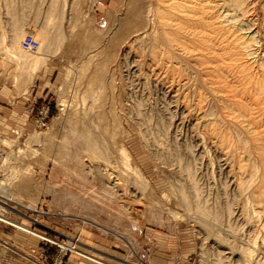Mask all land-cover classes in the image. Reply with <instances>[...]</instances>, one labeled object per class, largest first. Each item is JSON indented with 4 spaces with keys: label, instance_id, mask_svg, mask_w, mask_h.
Here are the masks:
<instances>
[{
    "label": "rangeland",
    "instance_id": "374dc122",
    "mask_svg": "<svg viewBox=\"0 0 264 264\" xmlns=\"http://www.w3.org/2000/svg\"><path fill=\"white\" fill-rule=\"evenodd\" d=\"M51 1L0 0L2 29L10 32L9 27L17 17L20 24L25 23V30L34 28V25L42 27L49 15V5L53 4ZM152 1L153 11L149 14V26L141 31L145 38L140 35L143 37V44L136 31L145 26L147 17L144 16V11ZM258 1L256 12L250 13L251 16L239 15L236 26L231 22L226 23L229 26L234 25L236 31L247 36L248 40L253 35L258 41L261 40L262 45L257 44L258 47L252 43L253 47L249 48L252 50H247V53L246 50L238 53L239 49L234 50L236 48L226 49L224 44L227 39L203 29L199 30L201 34L198 31L195 33L194 29H188V35L183 30L182 51L159 44L165 49L161 50L160 46L154 45V42L161 40L159 38L163 33L160 27H153L154 9L158 0H59L60 9L63 8L65 16L63 15L61 27L60 18L56 14V19L53 17L48 29L50 41L44 48L46 51L43 49L47 61L41 64L32 79L27 78L19 84L14 82V64H10L5 57L2 59L3 54L0 52V102H8V98L5 99L3 95L6 94L12 100L10 106H23L26 103L23 116L25 120L19 125L10 124L6 127L0 121V151L3 155L0 163V191L5 193L0 194V216L31 231L26 233L14 225L0 222V264H246L245 256L238 251V247L246 242L252 244L250 238L253 239L256 233L259 234L261 227L253 218L252 211L242 214L248 203L246 194L240 195L236 191L240 179L237 162L241 158L246 161L251 158L250 161L256 162L257 153L253 149L255 145L264 142V95L261 103L258 100V103L255 102L257 98L252 102L251 95L240 94V82L242 77H248L249 81L253 75L264 84V0ZM139 13L143 17H137L140 16ZM15 14L18 16L15 17ZM182 16L184 18L186 15ZM74 22L77 29L71 34ZM251 25L255 28L249 30ZM184 28L187 27L184 25ZM59 33L65 38L62 46L56 42ZM200 35L206 36H203L205 39ZM185 38L188 39L185 41ZM229 50L233 52L230 51L232 54L227 56L226 51ZM167 57L172 61L168 62ZM6 61L11 67L8 66V71L4 70L7 67ZM52 63L56 68L53 76L48 75ZM247 64H250V72L243 75L241 73H244L242 71ZM217 72L221 77L217 76ZM46 79L48 81L42 82ZM94 79L99 83L96 84ZM91 81L94 82L90 87ZM221 86L228 88L217 90ZM103 91L101 100L97 101L96 98L100 95L98 92ZM220 93H226V96ZM233 93L237 94L235 100L232 98L235 95ZM85 94L89 99L84 106L82 97ZM224 97L231 103H227ZM232 103L233 110L228 108V104ZM239 103L242 107L245 105L244 110L241 106L237 107ZM75 111L79 112L78 116L82 120L85 118L86 126H97L98 129L93 127L95 132L106 137L104 139L114 151L113 160L119 169L116 177L122 178L119 181L120 186H116L117 178L111 179V173H108V177H98L95 180L87 176L83 179L84 187L77 183L78 178L74 174L76 158L78 149L82 150V147L73 142V126L68 121ZM206 111L208 114L212 112L211 117L205 114ZM104 112L107 115L106 120H103ZM43 118L46 120L45 126L40 124ZM212 129L216 132H212ZM245 142H248L247 145ZM121 146L126 147L132 156L134 167H139L149 182L147 190H140L141 185L137 183L139 181L121 167L123 160L116 155ZM245 146L250 149L247 150ZM240 150L244 152L241 154ZM178 163H182V166ZM189 173L191 177H187ZM196 181L198 184H194ZM190 184L196 186L197 193H201H198V197L196 195L197 200L193 198L194 191ZM109 186L114 193H119L112 197L115 202L113 210L107 208L108 202L103 197ZM80 188L87 194L83 193L84 200H92L93 195L99 200L103 197L104 204L84 207L79 199ZM181 188L189 196L188 204L181 198ZM5 195L13 200L7 201ZM204 199L206 201H202ZM194 204L198 208L203 205L201 208L204 210L206 207L208 220L199 214V209ZM126 206L132 211L131 216L126 212ZM228 206L233 210L232 215L228 212ZM250 208L249 206L248 209ZM109 211L114 216H120L122 220L111 218ZM135 217L138 219L136 222ZM248 234L253 238L247 236ZM231 235H234L236 241ZM76 240L77 247L73 250ZM228 241L238 242L233 243L235 248H231ZM59 246L64 247L63 250ZM259 249L251 258L250 264L264 261V245L260 244ZM222 253H226L224 257L227 260H221ZM80 254L92 259H85Z\"/></svg>",
    "mask_w": 264,
    "mask_h": 264
},
{
    "label": "bare ground",
    "instance_id": "6f19581e",
    "mask_svg": "<svg viewBox=\"0 0 264 264\" xmlns=\"http://www.w3.org/2000/svg\"><path fill=\"white\" fill-rule=\"evenodd\" d=\"M58 1L59 0H52L51 2L53 3L52 5L50 4L49 6H51V8L49 9V11H47V12H49V15H48V18L46 19L47 21L45 22V24L44 23H42V24H44V25H42V27H38V26H36V25H34L33 27L34 28H31V27H29V28H27V29H29V31L32 33V34H34V36L36 37V39L39 41V43H40V47H39V49H38V51L37 52H35V53H31V52H28V51H26L24 48H23V45H22V43H23V39H24V36H25V33H26V30L24 29V27H23V23L24 22H22V24H20V20H18V18L19 17H17L18 16V14L16 15L15 14V17H17V18H15L14 20H13V22L11 23V27H9L10 28V32H6V30H4V29H2L3 27H1V25H0V52L3 54V58L2 59H4V57H5V60L7 59V61H9V63L11 64V62L14 64H12L13 66H14V69H15V71H16V73L14 74L15 75V80H14V82L16 81V84H19V82L20 81H23V82H25L24 80H26L27 78H31L32 79V77L35 75V73L37 72V70L40 68V66H41V64H43L44 62H45V60H46V57L44 56V54H43V49L45 48V47H47L48 45H47V43H49V41H50V35H49V27H51V22H52V20H53V17L56 19V14H57V16L60 18V26L62 27V18H63V15H64V12L65 11H63V8L62 9H60V4L58 3ZM10 2V1H9ZM28 2V1H27ZM66 2V1H65ZM68 2V1H67ZM257 2H259L258 0H192V2L191 1H189V0H158V4H157V6L155 7V9H154V22H153V27H154V29H156V28H161L162 30H163V33H162V37L161 38H159V39H161L160 41H159V39H158V43H156V42H154L153 44L155 45V46H162V45H164V44H166V45H168L170 48H176V50L177 49H181V51H182V32H184L183 30H186V33L185 34H187V30L189 29H194L195 30V33H197V31L199 32V30H201V29H203V30H206V31H208V32H210L211 34L212 33H214L217 37H223V39H227V41H225L226 42V44H224L226 47V49H234V48H236V49H234L235 51H237V49H241L240 51L238 50V53L239 52H243V50H246V53H247V50H250L249 48H251V47H253V44L252 43H254L255 45H257V44H260V42H261V40L260 41H258L257 39H255L256 38V36L255 35H253V37H251L250 38V36H252V34L249 36V38H250V40H248L247 39V36H243V35H241L239 32L240 31H236V29L234 28L235 26H236V24L238 23V19L237 18H240V17H238L239 15H241V16H245V15H248V16H251V15H249L250 13H255L256 12V4H257ZM81 3V2H80ZM152 3H153V1L150 3V5L148 6V8H147V10L146 11H144L145 12V17H147V20L144 22V27L143 28H141V29H138L137 31H136V34H138L137 36H139L138 38H139V40H141L142 39V42H143V35H142V33H141V31H145L146 30V28H148V20H149V18H150V15L149 14H151L152 13V11H153V8H152ZM13 4V3H12ZM65 4V3H64ZM27 5H28V3H27ZM39 5H41V4H39ZM45 5V4H44ZM67 5V4H66ZM79 5V4H78ZM41 6H43V5H41ZM41 6H39V7H41ZM63 6V5H62ZM9 7V6H8ZM13 7V6H12ZM23 7V6H22ZM24 7H25V5H24ZM26 7H28V6H26ZM30 7V6H29ZM64 7V6H63ZM66 7V6H65ZM71 7V6H70ZM76 7H77V4H76ZM154 7V6H153ZM5 8V7H4ZM11 8V7H10ZM9 8V9H10ZM15 8H16V5H15ZM14 8V10L16 11V9ZM47 9V8H46ZM72 9V8H71ZM74 9V8H73ZM136 9V8H135ZM263 9H264V7H263ZM7 10V9H6ZM11 10V9H10ZM30 10V9H29ZM34 10V9H33ZM65 10V9H64ZM14 11V12H15ZM76 11H78V8L76 9ZM41 12V11H40ZM67 12V11H66ZM70 12H71V10H70ZM11 13V12H10ZM37 13V12H36ZM74 13H75V11H74ZM73 13V14H74ZM138 13V12H137ZM12 14H14V13H12ZM134 14H136V13H134ZM141 13H139V15H140ZM143 14V13H142ZM182 14L184 15H186L184 18H183V16H182ZM225 14V15H224ZM254 15V14H253ZM61 16V17H60ZM65 16V15H64ZM142 15H140V16H138L137 15V17H141ZM247 16V17H248ZM12 17H13V15H12ZM39 17V15L37 16V18ZM143 17V16H142ZM14 18V17H13ZM30 18V17H29ZM33 18V17H32ZM28 19V18H27ZM29 20V19H28ZM35 20V19H34ZM40 20V19H39ZM76 20V19H75ZM139 19H137V21H138ZM24 21V20H23ZM31 21V20H30ZM41 21V20H40ZM35 22L37 23V21L35 20ZM34 22V23H35ZM44 22V21H43ZM58 22V23H59ZM79 22V21H78ZM229 22H231V23H233L234 25L233 26H229V25H226V23H229ZM250 22V21H249ZM9 23V22H8ZM7 23V24H8ZM55 23V22H54ZM75 23V22H74ZM74 23H73V27L71 28V34H74L75 33V31H76V29H77V24L75 23V25H74ZM145 23H147V24H145ZM230 23V24H231ZM254 23V22H253ZM25 24V23H24ZM57 24V23H56ZM142 24V23H141ZM140 24V25H141ZM251 24H252V22H251ZM33 25V23H31V26ZM139 25V24H138ZM184 25H185V27H187V28H184ZM218 25H220V27H217ZM242 25V24H241ZM28 26V25H27ZM30 26V25H29ZM60 26H58V27H60ZM142 26V25H141ZM245 26V25H244ZM140 27V26H139ZM252 27H254V25H251V26H249V30H251V28ZM6 28V27H5ZM8 28V29H9ZM55 28V27H54ZM136 28H138V26L136 27ZM255 28V27H254ZM60 29V28H59ZM58 29V30H59ZM238 29V28H237ZM255 30V33L257 34H259V32H256V29H254ZM51 31V30H50ZM148 31V30H147ZM245 31V30H244ZM162 31L160 30V33H161ZM242 32H243V30H242ZM245 32H247V31H245ZM249 32V31H248ZM188 33H191V31L190 32H188ZM200 33V32H199ZM205 33V32H204ZM52 34V33H51ZM60 34V33H59ZM155 34V33H154ZM201 34V33H200ZM264 34V33H263ZM262 34V35H263ZM54 35V34H53ZM140 35H142V36H140ZM188 35V34H187ZM198 35V34H197ZM50 36V37H49ZM161 36V35H160ZM201 36V35H200ZM204 36V35H203ZM203 36H201L202 38H203ZM212 36H214V35H212ZM197 37V36H196ZM204 37H206V36H204ZM233 37V38H232ZM137 38V39H138ZM145 38V37H144ZM148 38V37H147ZM150 38V37H149ZM198 38V37H197ZM201 38V40L203 41V39H205V38H203L202 39ZM260 38V37H259ZM57 41L56 42H58V44L59 45H61L63 42H64V37L60 34L57 38ZM154 39V38H153ZM188 39V38H187ZM186 38H185V41L187 40ZM219 39V38H218ZM147 40V39H146ZM154 40H156V39H154ZM153 40V41H154ZM197 40V39H196ZM200 40V39H199ZM208 40V39H207ZM157 41V40H156ZM191 41V40H190ZM222 42H223V40H221ZM150 42V41H149ZM197 42V41H196ZM198 42H200V41H198ZM206 42H208L209 43V41H206ZM221 42V43H222ZM51 43H53V42H51ZM192 43V42H191ZM208 43H206V44H208ZM220 43V42H219ZM236 45V47H233V45L234 44ZM143 44H144V42H143ZM160 44V45H159ZM223 44V43H222ZM47 45V46H46ZM57 45V44H56ZM63 45V44H62ZM61 45V46H62ZM234 45V46H235ZM260 45H262V44H260ZM160 46V47H161ZM184 46V45H183ZM196 46V45H195ZM215 46V45H214ZM222 46V45H221ZM258 46V45H257ZM203 47V46H202ZM206 47V46H205ZM216 47V46H215ZM233 47V48H232ZM259 47V46H258ZM147 48V47H146ZM162 48H164V47H161V50H165V49H162ZM184 48H186V47H184ZM207 48V47H206ZM211 48H213V47H211ZM222 48H224V47H222ZM262 48V47H261ZM160 49V48H159ZM168 49V48H167ZM166 49V50H167ZM45 50V49H44ZM141 50V49H140ZM156 50L158 51V48H156ZM174 50V49H173ZM252 50V49H251ZM250 50V51H251ZM264 50V49H263ZM46 51V50H45ZM143 51V50H142ZM155 51V50H154ZM160 51V50H159ZM170 51V50H169ZM178 51V50H177ZM185 51V50H184ZM230 51H232V50H229V51H226V52H228L227 53V56H228V54L230 55ZM235 51H234V53H235ZM52 52V51H51ZM53 52H54V50H53ZM161 52V51H160ZM170 52H172V51H170ZM225 52V51H224ZM233 52V51H232ZM241 52V53H242ZM45 53V52H44ZM155 53H156V51H155ZM154 53V54H155ZM166 53V52H165ZM185 53V52H184ZM216 53V52H215ZM233 53V54H234ZM240 53V54H241ZM252 53V52H251ZM55 54V53H54ZM154 54H152V55H154ZM162 54V53H161ZM177 54V53H176ZM201 54V53H200ZM225 54V53H224ZM232 54V53H231ZM158 55V54H157ZM160 55V54H159ZM164 55V54H163ZM162 55V56H163ZM168 56H169V54H167ZM174 55V54H173ZM249 55H250V53H249ZM252 55H253V53H252ZM1 56V55H0ZM166 56V55H165ZM212 56V55H211ZM233 56V55H232ZM235 56V55H234ZM251 56V55H250ZM45 57V58H44ZM169 57H171V55L169 56ZM191 57V56H190ZM161 59H162V57H160ZM228 58V57H227ZM251 58H252V56H251ZM48 59V58H47ZM153 59V58H152ZM167 59H168V57H167ZM166 59V60H167ZM171 59H172V57H171ZM170 59V60H171ZM5 60L3 61V62H5ZM150 60V59H149ZM164 60V59H163ZM174 60V59H173ZM196 60V59H195ZM194 60V61H195ZM202 60V59H201ZM242 60V59H241ZM7 61H6V68L4 69V70H9V63L7 64ZM47 61V60H46ZM172 61V60H171ZM171 61H169V59H168V62H171ZM193 61V62H194ZM240 61V60H239ZM164 62V61H163ZM162 63V62H161ZM177 63V62H176ZM2 64V63H1ZM3 64V65H4ZM46 64V63H45ZM164 64H165V62H164ZM238 64V63H237ZM5 65H4V67H5ZM248 65H250V64H247V66ZM9 66V67H8ZM163 66V65H162ZM168 66V65H167ZM186 66V65H185ZM204 66V65H203ZM234 66V65H233ZM246 65H244V70L242 71V72H244V73H241V74H249L248 72H250V71H248V70H250V67L248 66L247 67ZM3 67V68H4ZM247 67V68H246ZM263 67V69L262 70H264V66H262ZM11 68V67H10ZM176 68V67H175ZM191 68V67H190ZM236 68V67H235ZM249 68V69H248ZM261 68V67H260ZM13 69V70H14ZM231 69V68H230ZM3 70V71H4ZM97 70V69H96ZM100 70V69H99ZM98 70V71H99ZM10 71H11V69H10ZM103 71V70H102ZM101 71V72H102ZM197 71V70H196ZM218 71V70H217ZM222 71V70H221ZM104 72V71H103ZM252 72V71H251ZM97 73V72H96ZM99 73H100V71H99ZM98 73V74H99ZM218 74H219V72H217ZM224 73V72H223ZM4 74H5V72H4ZM95 74V73H94ZM212 74H214L213 72H212ZM237 74V73H236ZM242 75V76H243ZM5 76V75H4ZM98 76V75H97ZM200 76V75H199ZM205 76V75H204ZM218 77H221L220 76V74L219 75H217ZM241 76V77H242ZM247 76H249L250 77V75H247ZM14 77V76H13ZM252 77H253V75H252ZM250 77L251 79L248 81V77H242L243 79H241V82H240V84H241V86H242V89H241V91H240V94L242 93V94H246V95H251V98L253 99V101L252 102H254V99H256L255 100V102L258 100V102L259 103H261L263 100H262V97H263V95H264V84L262 85V82H261V80H259L258 79V77L255 79V77ZM264 77V76H263ZM90 78H93V77H90ZM102 79H104V78H102ZM95 80H97V79H94V81ZM211 80V79H210ZM214 80V79H213ZM218 80V79H217ZM243 80V81H242ZM28 81H30V80H28ZM27 81V82H28ZM94 81H91L90 82V87L93 85V82ZM98 81V80H97ZM97 81H95V82H97ZM101 82H102V80H100ZM174 81V80H173ZM203 81V80H202ZM220 81H222V79L220 80ZM101 82H100V84H101ZM188 82V81H187ZM204 82H205V80H204ZM228 82V81H227ZM99 82H97L96 84H98ZM200 83V82H199ZM210 83V82H209ZM222 83V82H221ZM224 83V82H223ZM232 83V82H231ZM239 83V82H238ZM225 84H227V83H225ZM233 84V83H232ZM235 84V83H234ZM102 85V84H101ZM100 85V86H101ZM239 85V84H238ZM248 85V86H247ZM21 86V85H20ZM24 86V85H23ZM209 86V85H208ZM216 86V85H215ZM218 86V85H217ZM227 86H230V85H228L227 84ZM227 86H225V87H227ZM225 87L224 88H222V86L221 87H217V90H225ZM88 88V87H87ZM186 88V87H185ZM228 88V87H227ZM226 88V89H227ZM230 88V87H229ZM241 88V87H240ZM249 89V90H248ZM101 90H103V89H101ZM100 90V91H101ZM190 90V89H189ZM201 90H202V88H201ZM207 90H211V89H208L207 88ZM230 90V89H229ZM233 90V89H232ZM26 91V90H25ZM105 91V90H104ZM104 91L103 92H98V93H100V95L98 96V98H96V99H98L97 101H100L101 100V96H102V94H104ZM237 91L238 90H236V93H237ZM198 92V91H197ZM225 92V91H224ZM232 92V91H231ZM89 93V92H88ZM204 94V93H203ZM210 94V93H209ZM209 94H208V97H209ZM213 94H215V91L213 92ZM223 95L224 93H220V95ZM226 94V93H225ZM224 94V95H225ZM233 94H235V93H233ZM241 94V95H242ZM230 95V94H229ZM236 95V96H235ZM234 96H232V98L234 97V100L235 99H237V98H235V97H237V94H235ZM104 96V95H103ZM204 96H206V95H204ZM203 96V97H204ZM226 96V95H225ZM228 96V95H227ZM231 96V95H230ZM229 96V97H230ZM202 97V98H203ZM212 97V96H211ZM250 97V96H249ZM95 98V97H94ZM200 98V97H199ZM218 98V97H217ZM220 98V97H219ZM225 98V97H224ZM88 99L89 98H87V94H85V95H83V97H82V104L85 106L86 105V103H87V101H88ZM96 99H94V101L96 100ZM229 99V98H228ZM239 99V98H238ZM240 99H243V98H240ZM245 99H246V97H245ZM249 99V98H248ZM230 100V99H229ZM251 100V99H250ZM93 101V102H94ZM96 101V102H97ZM207 101V100H206ZM225 101L227 102V103H231L230 101H228V100H226V98H225ZM232 101V100H231ZM238 101V100H237ZM93 102H91V103H93ZM200 102H202V101H200ZM218 102V101H217ZM222 102V101H221ZM236 102V101H235ZM239 102V101H238ZM241 102V101H240ZM258 102H256V103H258ZM264 102V101H263ZM98 103V102H97ZM203 103V102H202ZM215 103V102H214ZM226 103V104H227ZM245 103V102H244ZM243 103V104H244ZM90 104V103H89ZM206 104V103H205ZM216 104V103H215ZM235 105H236V103H234ZM97 105V104H96ZM142 105V104H141ZM257 106L258 105H260V104H256ZM263 105V104H262ZM200 106V105H199ZM201 106H203V105H201ZM223 106V105H222ZM221 106V107H222ZM241 105H240V103L239 104H237V107H240ZM95 107V106H94ZM138 107V106H137ZM211 107H213V106H211ZM231 107H233L234 108V106H233V103L232 104H228V108L230 109ZM85 108V107H84ZM168 108V107H167ZM233 108H231L232 110H233ZM245 109V105H244V107H242L241 106V109ZM248 108V107H247ZM88 109H90L91 110V108H88ZM96 109V108H95ZM203 109V108H202ZM223 109V108H222ZM221 109V110H222ZM225 109H226V106H225ZM235 109H237L236 107H235ZM234 109V110H235ZM243 109V110H244ZM201 110V109H200ZM210 110V109H209ZM242 110V111H243ZM98 111V110H97ZM240 111V110H239ZM253 111V110H252ZM87 112V110H85V113ZM92 112H94L93 111V108H92ZM101 112V111H100ZM207 112V111H206ZM212 112H215V110L214 111H212ZM212 112H210V114L212 113ZM221 112V111H220ZM205 113V112H204ZM243 113V112H242ZM78 114H79V112L78 111H75V113H73L71 116V118H70V120H68L71 124H72V126H73V142H76V146H78V147H82V150L81 149H78V153L79 154H77V158H76V160H77V167H76V171H75V176H76V178H78L77 179V183H79V184H81L83 187H84V181H83V179L84 178H86L87 176L88 177H90V178H92L93 180H95V178H98V177H104V176H106V177H108L107 175H108V173H111V174H109V176L111 177V179L112 180H114L115 178H117L116 177V175L118 174V168L116 167V163L114 162V160H113V154H114V151L110 148V146L108 145V143L105 141V139L104 138H106V137H104L103 135H100V133H96L95 132V130L93 129V127H94V125L92 126V128L90 127V126H86V122H85V118L82 120L79 116H78ZM93 114V113H92ZM152 114V113H151ZM205 114H208V112L207 113H205ZM204 114V115H205ZM210 114H208L209 116H210ZM217 114H219V113H217ZM229 114V113H228ZM233 114V113H232ZM236 114V113H235ZM241 114V113H240ZM103 120H106V113L104 112L103 114ZM234 115V114H233ZM245 115H247V114H245ZM250 115H251V113H250ZM117 116V115H116ZM214 116H215V113H214ZM228 116V115H227ZM238 116V115H237ZM256 116V115H255ZM211 117V116H210ZM221 117V116H220ZM116 118V117H115ZM148 118V117H147ZM205 118H206V116H205ZM218 118V117H217ZM224 118V117H223ZM238 118V117H237ZM242 118V117H241ZM246 118V117H245ZM236 119V118H235ZM240 119V118H239ZM156 120V119H155ZM219 120V119H218ZM234 120V119H233ZM241 120V119H240ZM93 121V120H92ZM143 121H144V119H143ZM150 121L151 120H149V123H150ZM235 121V120H234ZM246 121V119L244 120V122ZM111 122V121H110ZM144 122H146V121H144ZM93 123V122H92ZM91 123V124H92ZM96 123V122H95ZM164 123V122H163ZM213 123V122H212ZM218 123V122H217ZM94 124V123H93ZM146 124V123H145ZM162 124V123H161ZM167 124V123H166ZM207 124H210L209 122L207 123ZM242 124V123H241ZM253 124V123H252ZM251 124V125H252ZM80 125L82 126V129H80ZM88 125H89V123H88ZM96 125V124H95ZM148 125V124H147ZM158 125V124H157ZM247 125V124H246ZM117 126V125H116ZM171 126V125H170ZM169 126V127H170ZM239 126V125H238ZM250 126V125H249ZM249 126H248V128H249ZM163 127V126H162ZM165 127H167V126H165ZM213 127V126H212ZM211 127V128H212ZM251 127V126H250ZM253 127V126H252ZM94 128H97L98 129V127L97 126H95ZM147 128V127H146ZM210 128V129H211ZM163 129H165V128H163ZM167 130H168V128H166ZM242 129V128H241ZM170 130V129H169ZM207 130H209V129H207ZM213 130H215V129H212V132H213ZM166 131V130H165ZM242 131V130H241ZM254 131V130H253ZM99 132V131H98ZM115 132V131H114ZM170 132V131H169ZM210 132V131H209ZM215 132H216V130H215ZM257 132V131H256ZM255 132V133H256ZM217 133H218V131H217ZM251 133V132H250ZM249 133V134H250ZM169 134V133H168ZM243 134V133H242ZM257 134V133H256ZM203 135V134H202ZM207 135V134H206ZM215 135V134H214ZM220 135V134H219ZM223 136V135H222ZM250 136V135H249ZM256 136V135H255ZM227 137V136H226ZM115 138V137H114ZM241 138V137H240ZM258 138V137H257ZM230 139V138H229ZM244 139V138H243ZM218 140H219V138H218ZM238 140V139H237ZM250 140V139H249ZM257 140V139H256ZM261 140H262V138H261ZM175 141V140H174ZM240 140H238V142H239ZM246 141V140H245ZM248 141V140H247ZM251 141V140H250ZM208 142V141H207ZM216 142V141H215ZM248 143V142H247ZM247 143L245 142V144L247 145ZM110 144V143H109ZM206 144V143H205ZM222 144V143H221ZM241 144H242V142H241ZM243 145H244V141H243ZM213 146V145H212ZM242 146V145H241ZM228 147V146H227ZM239 147V146H238ZM246 147V146H245ZM252 147H253V145H252ZM251 147V148H252ZM263 147H264V142H261V143H259V144H257V146L255 145V147H254V151H255V153H257V158H256V162L257 161H259L258 163H256L255 161H250L251 160V158L250 159H248L247 161L246 160H244V159H239V161L237 162L236 160V162H237V164L239 165V170H240V173L238 174V175H240V179H239V181L237 182V187H238V189L236 190V191H238L239 193H240V195H242V194H246L245 195V198H246V200H247V203H248V205H247V207H244V209H243V212H242V214L244 213V214H248V213H250L251 211H252V214L254 215L253 216V218H255V221H257V222H259V226L261 227V228H259V229H261V231L260 232H258L259 234H257L256 233V235H254V238L253 239H251L250 238V242L252 243V244H249L248 242H246V243H244L243 244V246L242 247H238L239 248V252H241L242 253V255L243 256H245L244 258L246 259V262H245V260H244V262L246 263V264H250L251 263V258L256 254V252L257 251H260V249H259V245L260 244H263L264 245V234H262V233H264V149H263ZM178 148V147H177ZM240 148H242V147H240ZM239 148V149H240ZM244 148V147H243ZM248 147H246V149H247ZM245 149V150H246ZM248 149H250V147L248 148ZM247 149V150H248ZM228 150V149H227ZM167 151V150H166ZM178 151V150H177ZM222 151V150H221ZM231 151V150H230ZM241 151V154L244 152V150H240ZM243 151V152H242ZM118 153H116V151H115V153H116V155H118L119 157H121L122 158V160H123V164L121 165V167L123 166L124 168H125V170H126V172L128 173H130L131 175H134V177H135V179H137L139 182H137L136 180V182L138 183V185L140 186L141 185V189L140 190H142V191H144V190H147L148 188H149V182L145 179V177L142 175V173L140 172V170L137 168V167H134V165H133V159H132V156H130V154L128 153V151H127V149H126V147L125 146H121V147H119V149H118V151H117ZM249 152V151H248ZM251 152H252V150H251ZM169 153V152H168ZM181 153V152H180ZM237 153V152H236ZM207 154V153H206ZM245 154H247V152L245 153ZM252 154V153H251ZM254 154V153H253ZM252 154V155H253ZM176 155V154H175ZM211 155V154H210ZM238 155V154H237ZM117 156V157H118ZM159 156V155H158ZM225 156V155H224ZM241 156V155H240ZM248 156V155H247ZM182 157V156H181ZM238 158H239V156H237ZM255 157V156H254ZM253 157V158H254ZM180 158V157H179ZM237 158V159H238ZM162 159V158H161ZM247 159V158H246ZM258 159V160H257ZM178 160H180V159H178ZM177 160V161H178ZM233 160V159H232ZM1 161V160H0ZM194 161V160H193ZM227 161V160H226ZM248 162L247 164H246V162ZM176 162V161H175ZM179 162H181V161H179ZM183 162V161H182ZM184 162H187V161H184ZM220 162V161H219ZM245 162V163H244ZM177 163V162H176ZM182 164V163H181ZM181 164H179L178 163V165H181ZM190 164V163H189ZM1 165V164H0ZM120 165V164H119ZM174 165V164H173ZM177 165V166H178ZM184 165V164H183ZM228 165V164H227ZM136 166V165H135ZM175 166H176V164H175ZM182 166V165H181ZM186 166H187V163H186ZM191 166V165H190ZM235 166H236V163H235ZM119 167V166H118ZM171 167H173V166H171ZM234 167V166H233ZM236 167V168H237ZM184 168V167H183ZM192 168V167H191ZM184 169H187V168H184ZM184 169H182V170H184ZM190 169V168H189ZM234 169V168H233ZM182 170H180V171H182ZM232 170V169H231ZM120 171H121V169H120ZM124 171V170H123ZM122 171V172H123ZM125 172V173H126ZM188 172H190V171H188ZM195 172V171H194ZM193 172V173H194ZM234 172V171H233ZM184 173H186V172H184ZM231 173V172H230ZM181 174H182V172H181ZM188 173H186V175H187ZM232 174V173H231ZM126 175V174H125ZM195 175V174H194ZM234 175V174H233ZM193 176V175H192ZM119 178H117L116 179V181L117 182H115L116 183V186H118L119 185V181L122 179V178H120V176H118ZM187 177H191L190 176V173H189V175L187 176ZM233 177V176H232ZM239 177V176H238ZM195 178V176H193V180H195L194 179ZM198 178V177H197ZM234 178H235V175H234ZM88 179V178H87ZM130 179V178H129ZM237 179V178H236ZM133 180V179H132ZM188 180H189V178H188ZM228 180V179H227ZM238 180V179H237ZM181 181V180H180ZM190 181V180H189ZM132 183V182H131ZM136 183V184H137ZM190 183V182H189ZM192 183V182H191ZM198 184V182L196 181V182H194V184ZM228 183V182H227ZM232 183V182H231ZM236 183V182H235ZM111 184V183H110ZM120 184H122V182H120ZM125 184V183H124ZM132 184H134V183H132ZM188 184V183H187ZM229 184V183H228ZM112 185H115V184H112ZM191 185V184H190ZM120 186V185H119ZM192 186V185H191ZM228 186V185H227ZM112 187V186H111ZM125 187V186H124ZM134 187H136V186H134ZM187 187H189V186H187ZM186 187V188H187ZM233 187V186H232ZM114 188V187H113ZM119 188V187H118ZM179 188H180V186H179ZM115 189V188H114ZM190 189V188H189ZM192 189H193V191H194V197L193 198H195L196 197V195H197V197H198V193H199V191H198V193H197V188H196V186H192ZM69 190H70V192L71 193H73V190L72 189H70L69 188ZM79 190V192L81 193L80 194V200L82 201V203H83V206L84 207H93L94 205H96V204H104L103 202V200H102V198L104 197L105 199H106V201L108 202V203H106V205H107V208H109L110 210H113L114 209V204H115V202H113L114 200H112V197H115L114 195L117 193H114L113 192V189H111L110 188V186H109V189H107L106 188V194L101 198V200H99V199H97V198H95V196H93V195H91V197H92V200H87V199H83L84 198V196H82L83 195V193L84 194H86V192H85V190L83 189V188H80V189H78ZM119 190V189H118ZM117 190V191H118ZM138 190V189H137ZM202 190V189H201ZM227 190V189H226ZM234 190V189H233ZM116 191V190H115ZM178 191V190H177ZM188 191V190H187ZM5 192V191H4ZM8 192V191H7ZM179 192V191H178ZM190 192H191V190H190ZM237 192V193H238ZM5 194V193H3L2 191H0V194ZM123 193V192H122ZM144 193V192H143ZM117 194H119V193H117ZM116 194V195H117ZM201 193H199V195H200ZM232 194H233V192H232ZM75 195H77V194H75ZM87 195V194H86ZM180 195H181V198H183V200H184V203H186V204H188L189 203V196L187 195V193L184 191V190H182V188L180 189ZM236 195V194H235ZM235 195H234V197H235ZM5 196H7V195H5ZM229 196V195H228ZM238 196V195H237ZM167 197V196H166ZM190 197H191V194H190ZM207 197V196H206ZM87 198V197H86ZM179 199H180V196L178 197ZM200 198V197H199ZM226 198V197H225ZM230 198V197H229ZM233 198V197H232ZM238 198V197H237ZM177 199V198H176ZM178 199V200H179ZM196 199V198H195ZM194 199V200H195ZM201 199H202V197H201ZM206 199V198H205ZM202 200V201H206V200ZM224 199V198H223ZM235 199V198H234ZM233 199V200H234ZM6 200L7 201H9V202H11L12 200H13V198L12 197H10V196H7L6 197ZM170 200V199H169ZM197 200V199H196ZM195 200V201H196ZM225 200V199H224ZM245 200V199H244ZM198 201H199V203H201L200 202V199H198ZM226 201V200H225ZM227 201H228V199H227ZM243 201V200H242ZM121 202H123V201H121ZM154 202V201H153ZM193 202V201H192ZM180 203V202H179ZM195 203V202H194ZM199 203L197 202V204L199 205ZM191 204V203H190ZM205 204V203H204ZM202 205V204H201ZM200 205V206H201ZM229 205V204H228ZM190 206V205H189ZM188 206V207H189ZM203 206V205H202ZM201 206V207H202ZM205 206H206V204H205ZM213 206V205H212ZM232 206V205H231ZM242 206V205H241ZM246 206V205H245ZM251 207L250 209H248V207ZM127 207V206H126ZM125 207V210H126V212L128 213V215L129 216H131L132 215V211H130V208L129 207H127L126 208ZM133 207V206H132ZM194 207H197L198 208V206L196 205V204H194ZM194 207H192V208H194ZM201 207H199L198 209V212H199V214H201L202 216H204L205 218H206V216L208 217L209 215H208V213L206 212V207H204L205 208V210L204 209H202ZM227 207V206H226ZM243 207V206H242ZM235 208V207H234ZM108 209V210H109ZM189 209H190V207H189ZM107 210V211H108ZM134 210V209H133ZM156 210V209H155ZM190 210H192V209H190ZM189 210V211H190ZM197 210V209H196ZM212 210V209H211ZM232 210V208L230 207V206H228V212H229V214L230 215H232V213H233V210ZM207 211H209L210 212V210L208 209ZM220 211V210H219ZM140 212V211H139ZM213 212V211H212ZM217 212V211H216ZM226 212V211H225ZM109 213H110V216H111V218L112 217H116V219H120V220H122L121 219V217L120 216H114L113 214H111L112 212L111 211H109ZM197 214V213H196ZM212 214V213H211ZM213 215H214V213H213ZM212 215V216H213ZM218 214H216V216H217ZM222 215V214H221ZM220 215V216H221ZM234 215V214H233ZM211 216V215H210ZM215 216V217H216ZM219 216V215H218ZM227 216H229V215H227ZM238 216V215H237ZM179 217V216H178ZM230 217V216H229ZM195 217H193V219H194ZM212 218V217H211ZM214 218V217H213ZM221 218V217H220ZM219 218V219H220ZM233 218V217H232ZM175 219V218H174ZM198 219V218H197ZM134 220H135V222L136 221H138V219L135 217L134 218ZM178 220V219H177ZM191 220V219H190ZM196 220V219H195ZM206 220H208L207 218H206ZM216 220V219H215ZM214 220V221H215ZM218 220V219H217ZM223 220V219H222ZM225 220V219H224ZM213 221V220H212ZM225 221H227V220H225ZM234 221V220H233ZM254 221V222H255ZM0 222H3V223H7V224H11V225H14V226H16V227H18L20 230H22V231H24V232H26V233H29V232H31L29 229H27V228H24L23 226H20V225H17V224H15V223H13V222H11L10 220H7V219H5V218H1V216H0ZM197 222H199V220H197ZM220 222H223V221H220ZM230 223V222H229ZM249 223V222H248ZM251 223V222H250ZM200 224V223H199ZM222 223H220V225H221ZM237 224V223H236ZM238 225V224H237ZM229 226V225H228ZM207 227V226H206ZM205 227V228H206ZM237 228V227H236ZM255 229V228H254ZM101 230H103L104 232H106L104 229H102V227H101ZM213 230V229H212ZM257 230V229H256ZM213 231H215V230H213ZM212 232V231H211ZM235 232V231H234ZM215 233V232H214ZM222 233V232H221ZM240 233H241V231H240ZM243 233V232H242ZM209 234V233H208ZM218 234H219V232H218ZM247 234V233H246ZM252 234V233H251ZM216 235V234H215ZM217 236V235H216ZM229 236V235H228ZM231 236H233V239H234V235H231ZM247 236H249V234L247 235ZM249 236V237H250ZM38 237L39 238H43V237H41L40 235H38ZM219 237V236H218ZM245 237V236H244ZM223 238V237H222ZM232 238V237H231ZM225 239V238H224ZM246 239V238H245ZM235 240V239H234ZM232 241V240H231ZM229 242L228 241V244L231 246V248H235L234 247V245H233V243L232 242ZM236 241V240H235ZM239 241H241V240H239ZM245 241V240H244ZM249 241V240H248ZM223 242H225V241H223ZM238 242V241H237ZM236 242V243H237ZM232 243V244H231ZM236 243H234V244H236ZM240 243V242H239ZM241 243H243V242H241ZM75 244V243H74ZM238 246V245H237ZM252 247L254 248V249H252ZM231 250V249H230ZM221 253V252H220ZM227 253V252H226ZM226 253H222L221 255V257H222V259L221 260H227V258H225L224 256L226 255ZM228 254V253H227ZM81 255V257H83V258H85V259H92V258H90V257H88V256H86V255H82V254H80ZM256 257V256H255ZM249 259V260H248ZM262 259H264V258H262ZM229 260V259H228ZM243 260V259H242ZM227 262V261H226ZM243 262V263H244ZM257 264H264V261L263 262H261V260H259V261H257L256 262Z\"/></svg>",
    "mask_w": 264,
    "mask_h": 264
},
{
    "label": "crops",
    "instance_id": "0c3cea01",
    "mask_svg": "<svg viewBox=\"0 0 264 264\" xmlns=\"http://www.w3.org/2000/svg\"><path fill=\"white\" fill-rule=\"evenodd\" d=\"M55 70H56V68L53 67V63H52L50 68H49L50 72H49L48 75L53 76V72H55ZM46 73H47V70H46ZM45 81H48V80L46 79V80H43L42 82H45ZM3 95H4L5 99L8 98V102L7 103L6 102H3V103L0 102V104L2 105V106H0V121H2V123H4V126H6V127L9 126L10 124L11 125L12 124H14V125L18 124L19 125V123L22 120H25V117L23 118V116H24V112H25V109H26V103L23 106L22 105L10 106L9 103H10V101L12 102L11 98L9 99V96L7 97L6 94H3Z\"/></svg>",
    "mask_w": 264,
    "mask_h": 264
},
{
    "label": "built area",
    "instance_id": "2783aa9c",
    "mask_svg": "<svg viewBox=\"0 0 264 264\" xmlns=\"http://www.w3.org/2000/svg\"><path fill=\"white\" fill-rule=\"evenodd\" d=\"M23 48L28 51V52H31V53H35L38 51L39 47H40V43L39 41L36 39V37L34 36V34H32L29 29L26 30V33H25V36H24V39H23ZM40 124L42 126H45L46 125V120L45 118L41 119L40 121ZM3 155H2V152L0 151V160L2 159ZM1 163V161H0ZM1 166V165H0ZM1 168V167H0ZM75 244L72 246V249L75 250L76 247H77V243H78V240L74 241ZM61 248V250H63L62 246H59Z\"/></svg>",
    "mask_w": 264,
    "mask_h": 264
}]
</instances>
